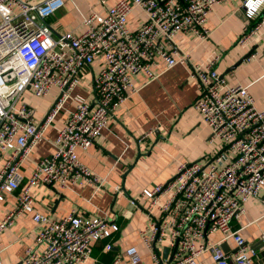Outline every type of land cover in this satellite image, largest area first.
I'll list each match as a JSON object with an SVG mask.
<instances>
[{
  "label": "built area",
  "instance_id": "1",
  "mask_svg": "<svg viewBox=\"0 0 264 264\" xmlns=\"http://www.w3.org/2000/svg\"><path fill=\"white\" fill-rule=\"evenodd\" d=\"M222 1L117 0L105 13L81 14V29L56 33L50 18L64 0H0V203L15 198L0 221V232L29 213L34 233V243L18 264H97L94 243L111 238L119 224L75 209L53 217L37 209L32 189L100 183L79 150L95 142L115 110L137 90L134 76L144 72L156 78L154 69L161 60L168 68L190 66V76L200 87L194 107L221 146L212 158L180 162L170 180L130 199L133 206L146 200L150 222L139 236L150 261L145 263L131 245L110 264H204L200 257L205 253L214 264H264L233 226L264 188V108L256 106L247 85L230 83L219 73L215 54L192 62L191 53L179 50L175 42L179 34L206 41L211 35L209 14ZM242 5L246 18L256 20L239 40L245 45L264 29V0H243ZM135 8L145 19L132 27L129 17ZM261 52L264 44L261 50H249L247 58ZM93 66L92 94L74 96L84 82L82 73ZM28 90L35 97L52 94L43 116L30 104ZM63 109L68 115L57 129L54 150L38 158L25 175L24 163ZM229 240L234 242L230 251L223 246ZM111 247L110 242L105 246Z\"/></svg>",
  "mask_w": 264,
  "mask_h": 264
},
{
  "label": "crops",
  "instance_id": "2",
  "mask_svg": "<svg viewBox=\"0 0 264 264\" xmlns=\"http://www.w3.org/2000/svg\"><path fill=\"white\" fill-rule=\"evenodd\" d=\"M116 1L108 0L102 4L100 0H64L63 7L50 22L56 33L63 29H81V14L105 13ZM242 1L223 0L215 5L207 20L211 35L206 41H200L192 34H179L175 42L179 50L191 53L192 62H201L215 54L219 73L230 83L247 85L256 106L263 109L264 52L239 62L252 48L262 49L264 29L259 36L251 38L249 44L239 42L245 27L253 26L256 21L246 18ZM144 19V12L135 8L129 17L130 25L137 27ZM95 71L93 66L90 72ZM154 71L158 74L154 79L144 72L134 76L137 90L115 110L109 126L95 142L89 148L79 150L81 160L101 178L100 183L73 185L66 189L41 185L32 189L37 209L53 217L59 218L75 209L84 215L105 216L119 224V231L111 238L94 243L93 257L97 264H110L117 254L131 245L137 246L145 263H149V250L139 236L140 229L150 222L144 209L146 200L141 198V205L133 206L130 199L155 183L170 180L180 162L212 158L221 146L220 139L212 136L211 128L194 107L200 87L190 76V66L176 64L168 68L161 60ZM87 91L83 82L74 91V96L87 98ZM27 96L39 117L53 100L52 94L35 97L28 93ZM71 107L70 101L67 108ZM67 115V109H63L48 129L46 138L33 149L23 166L25 175L30 174L38 158L54 150L57 129ZM115 186H120L121 190L117 191ZM14 201L15 198L10 197L9 201L0 203V221ZM233 226L256 248L259 259L264 262V188L258 197L247 203L246 212L233 221ZM32 227L31 216L27 213L0 232V264L21 261L27 246L34 243ZM220 236V233L216 235L217 238ZM109 242L111 252L105 248ZM225 249L233 250L234 242H226ZM200 260L204 264H214L209 253L203 254ZM122 264H128L127 260Z\"/></svg>",
  "mask_w": 264,
  "mask_h": 264
},
{
  "label": "rangeland",
  "instance_id": "3",
  "mask_svg": "<svg viewBox=\"0 0 264 264\" xmlns=\"http://www.w3.org/2000/svg\"><path fill=\"white\" fill-rule=\"evenodd\" d=\"M96 71H97V68H96ZM84 77H86L84 79ZM80 82L82 83L83 81L85 82V86L87 87L88 91L91 92L92 94V91H93V78H92V73L90 71H84L80 77ZM28 93H32V90H28ZM45 186H48V185H45ZM37 187V186H35ZM48 189L52 190L51 187H48ZM130 205V203H129Z\"/></svg>",
  "mask_w": 264,
  "mask_h": 264
},
{
  "label": "water",
  "instance_id": "4",
  "mask_svg": "<svg viewBox=\"0 0 264 264\" xmlns=\"http://www.w3.org/2000/svg\"><path fill=\"white\" fill-rule=\"evenodd\" d=\"M247 57H248V54H247L244 58H242V59L240 60L239 63H241V62H242L244 59H246ZM239 63H238V64H239ZM238 64L232 66L230 69H234ZM223 246H224V248H226V243H224ZM167 251H168V249L166 248L165 251H164V254H165V255L167 254Z\"/></svg>",
  "mask_w": 264,
  "mask_h": 264
},
{
  "label": "trees",
  "instance_id": "5",
  "mask_svg": "<svg viewBox=\"0 0 264 264\" xmlns=\"http://www.w3.org/2000/svg\"><path fill=\"white\" fill-rule=\"evenodd\" d=\"M108 239V238H107ZM111 252V249L109 250Z\"/></svg>",
  "mask_w": 264,
  "mask_h": 264
}]
</instances>
